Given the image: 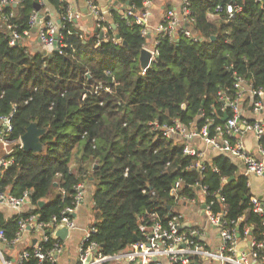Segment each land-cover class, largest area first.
<instances>
[{
  "label": "trees",
  "instance_id": "obj_1",
  "mask_svg": "<svg viewBox=\"0 0 264 264\" xmlns=\"http://www.w3.org/2000/svg\"><path fill=\"white\" fill-rule=\"evenodd\" d=\"M11 1L0 15V117H10L11 141H18L32 122L47 131L40 152L13 145L6 156L12 163L0 172V192L29 196L28 211L8 220L0 217L8 241L16 237L20 221L31 215L41 223L61 217L73 206L76 186L90 179L91 226L97 229L91 239L103 254L135 243L136 235L142 237L141 225H166L176 212L178 201L171 191L180 180L178 195L196 198L195 188L206 186L215 211L223 208L229 221L245 218L239 224L242 237L250 225L253 235L261 237L262 217L254 213L247 176L233 159L216 152L200 171L197 158L184 153L185 143L153 124L179 121L201 131L207 118H213V136L215 126L224 122L212 115L219 109L217 95L234 92L233 73L254 88H264V0H235L242 10L229 20L223 13L214 21L208 13L233 0H191V26L200 40L181 34L170 42L160 36L159 56L145 71L139 56L146 38L134 16L126 18L113 8L109 21L116 29L108 22L107 31L94 23L97 31L84 32L63 21L60 48L32 52L24 33H31L37 1ZM118 1L125 5L128 0ZM48 2L65 15L67 0ZM129 4L137 12L145 10L144 0ZM11 11L15 15L10 22L23 36L15 45H10L2 20ZM117 34L120 39H114ZM216 192L223 203L212 196ZM42 200L46 202L40 207ZM53 243L50 236L45 247Z\"/></svg>",
  "mask_w": 264,
  "mask_h": 264
},
{
  "label": "built area",
  "instance_id": "obj_2",
  "mask_svg": "<svg viewBox=\"0 0 264 264\" xmlns=\"http://www.w3.org/2000/svg\"><path fill=\"white\" fill-rule=\"evenodd\" d=\"M19 0H16L18 2ZM45 6L48 0H36ZM113 1L106 4L105 9L98 4L96 0H85V7L88 14L94 18L97 28L107 31L108 22L114 27V23L109 21L112 13ZM150 0H144L147 4ZM11 0H0V15L5 5H9ZM126 4V3H125ZM191 0H182L178 10L170 9L165 14L163 20L156 29L151 31L148 26L151 12L145 8L142 12H137L135 6L124 5L123 9H118L125 16H134L135 22L142 26L141 33L148 39L150 43H144L143 48L151 52V63L156 61L159 56L157 46L160 43L159 37H166L170 42H175L182 34L185 37L199 41L200 38L192 29V9L190 8ZM242 10V6L233 3L226 5L218 4L211 14L220 17L221 14H227V20L234 17L236 13ZM39 11L34 10L30 17L32 28L36 25L40 42L45 46L53 49H59L61 46V29L63 21L74 22L75 24L82 18L83 12L77 5H68L65 15L61 17V22L57 24L52 18L43 15V21L38 24ZM15 13L10 12L9 15H3V21L6 31L10 34V45H15L23 40L22 34L14 30L10 19ZM24 35H28L25 31ZM118 39L114 37V39ZM235 82L233 93L221 90L217 95L219 109H213L214 117H223L227 115V119L222 124L215 126V134L210 136L209 126L213 124V118H207L206 125L201 131L191 128L188 129L179 121L174 125L160 126L154 123L156 130L164 131L167 137L180 139L185 143L184 153L187 156L197 158L195 166L198 170L203 171L206 163L209 161L202 150L201 145L210 148L219 153L229 155L235 159L242 161L247 168V172L264 177V145L261 140L264 136V117L251 119L246 115L244 102L250 101L249 108L252 110V116L260 115L264 112V88H254L244 77L235 73ZM204 116V114H203ZM13 130L12 122L9 116L0 117V143L6 150V156L10 155L13 145L19 143L22 148L21 139L11 141L9 136ZM252 133L258 145L256 152L250 151L245 144V134ZM259 155V156H258ZM12 163L7 157L0 161V172L2 168ZM213 170L217 171V167L213 166ZM226 179V178H225ZM182 186V181L175 183L171 194L180 201L200 202L197 198H187L178 195V191ZM83 183L76 186V194L74 196L73 206L67 207L61 217L53 216L49 222H38L36 215H31L28 219L21 220L19 230L16 237L12 241H8L3 230H0V244L3 242L9 246L18 244L27 229L28 225L35 226L42 232L41 238L30 248H23L16 257H7L1 250L0 246V264H58L57 254L62 250L63 243L54 236V230L61 225H65L70 231L76 228L74 216L77 209L84 201ZM203 197L205 205V220L197 223L188 230H183L182 225L185 215L178 213L171 214V219L164 225L161 221H155L153 225H141L140 231L142 237L135 241L129 247L118 253L106 255L101 252L100 245L91 239L93 233L97 232L95 227H88L84 231V236L79 245L78 264H257L264 263V207L256 197H251V204L254 213L262 217L263 231L261 237L253 235L255 231L254 225L245 227L244 236L239 232V224L244 221V217H240L238 221H229L227 212L221 208L214 210L213 201L207 200L208 188L199 185L195 188ZM219 192V191H218ZM217 200L221 203L224 198L220 193H215ZM29 196L26 194L22 198H17L8 191L0 192V203L9 205L16 214L23 212L22 207L28 204ZM198 200V201H197ZM25 212V211H24ZM218 230V243L211 241V229ZM47 231H49L47 233ZM51 233V235H50ZM51 238L54 239L53 247L46 248L45 242ZM246 242L244 249L240 250L241 242Z\"/></svg>",
  "mask_w": 264,
  "mask_h": 264
},
{
  "label": "crops",
  "instance_id": "obj_3",
  "mask_svg": "<svg viewBox=\"0 0 264 264\" xmlns=\"http://www.w3.org/2000/svg\"><path fill=\"white\" fill-rule=\"evenodd\" d=\"M96 1L98 4L102 5L103 9H105L107 3L111 2V0H96ZM67 2L70 5L72 4L77 5L79 9L83 12V16L78 21L77 25L82 30H84V32H91L94 30L97 31V29H95V26H94L95 25L94 18L88 14V11L85 7V0H67ZM116 2H118L119 4L115 5ZM181 3H182V0H150L147 4L144 2L145 8H147L151 12V15L148 21L149 29L151 31L156 29L158 25L161 23V21L163 20L167 11L170 9L178 10L181 6ZM112 4L114 6V9L124 8V5H122L118 0H114ZM35 10H37L36 7H35ZM37 11L40 12L39 15L42 14V15H46V17L52 18V20L55 21L57 24L61 22L62 15L59 14L57 10L49 4V2L45 6L44 5L43 7L41 6V9ZM208 17L212 21L219 18L218 16L211 14V12L208 13ZM32 29H31V33L28 32V35L25 39L30 50L32 52H36V51L50 52L51 48L45 47L40 42L37 30L33 31ZM145 42L149 44L151 42L150 37H148V39ZM249 104H250V101L244 102V108H245V112L247 116H249L251 119H254V117L255 118L264 117V112L260 115L252 116V110L251 108H249ZM244 140H245V144L247 148L252 152H256V148L258 145V141L256 137L252 133H246ZM0 145L2 146L1 143ZM201 147H202V150H204L208 161L216 153L215 151L211 150L208 147H205L204 145H201ZM3 149L5 148L3 147ZM231 158L233 159V162L235 163V165L238 167L239 172L247 176L248 185H249L252 197L258 198L264 207V177L256 175V174L248 173L246 165L242 161H240L239 159H235L233 157ZM2 159L3 157L2 155H0V161ZM83 185H85L84 201L80 205V207L77 209V212L74 216L76 228L70 231L68 237L65 240H61L59 238L61 242L63 243V248L57 254V257H56L58 264H78L79 245L84 236V231L88 227H90L93 222V202H92L93 183H92V180L90 179L88 181H85ZM198 195L199 196H197L196 198L200 201L199 203L183 200L177 204L176 211L178 213H182L185 215V220L182 225L183 230H188L195 224L203 222L205 220V212L203 210L204 202L202 201L204 199H202L203 197L199 193ZM183 197H186V196H183ZM29 208H30L29 203L24 205V207H22L23 212L28 211ZM15 214L16 212L9 205H7L6 203H0V217H2L4 220L10 219ZM42 234L43 233L40 232L35 226L28 225L27 229L23 233V236L18 244L14 246H9L2 242L0 244L1 250L4 253V255L7 257H16L21 249L34 245L41 238ZM211 241L214 244L218 243V230L215 228L211 229ZM257 264H264V263L261 262Z\"/></svg>",
  "mask_w": 264,
  "mask_h": 264
},
{
  "label": "water",
  "instance_id": "obj_4",
  "mask_svg": "<svg viewBox=\"0 0 264 264\" xmlns=\"http://www.w3.org/2000/svg\"><path fill=\"white\" fill-rule=\"evenodd\" d=\"M233 2H235V0H233ZM119 3L116 2L115 5H118ZM126 4H129V0L126 2ZM35 7L37 10L41 9V4L39 2L35 3ZM43 21V15L40 14L39 15V19H38V24L41 23ZM37 25L32 29L33 31L37 30ZM115 28V25H114ZM116 29V28H115ZM98 30V29H97ZM117 38L120 39V35L117 34ZM216 37H212V39H215ZM123 44H127L125 41L123 42ZM151 52L148 49L143 48L140 52V56H139V61H140V66L141 69L143 71H145L147 68H149L150 63H151ZM227 119V115H225L223 117V120ZM46 128H40L38 126V124L36 122H32L26 132L21 136V143H22V148L25 151H34V152H40L43 150L44 145L41 141V136L44 135L46 133ZM97 165H95L96 167ZM94 167V168H95ZM46 201L42 200L39 202V206L42 207L44 205ZM203 207H205V205H203ZM49 231H47L48 233ZM70 233V230L65 226V225H61L58 226L55 230H54V236L57 238H60L61 240H65L68 235ZM135 241L139 240V236H135L134 237ZM247 243L246 242H241L239 245V249L242 250L246 247Z\"/></svg>",
  "mask_w": 264,
  "mask_h": 264
},
{
  "label": "rangeland",
  "instance_id": "obj_5",
  "mask_svg": "<svg viewBox=\"0 0 264 264\" xmlns=\"http://www.w3.org/2000/svg\"><path fill=\"white\" fill-rule=\"evenodd\" d=\"M2 153V154H1ZM0 155H2V157L3 158H5L6 157V150L5 149H3V147L0 145ZM5 156V157H4ZM24 207V206H23ZM25 209H26V207H25Z\"/></svg>",
  "mask_w": 264,
  "mask_h": 264
}]
</instances>
